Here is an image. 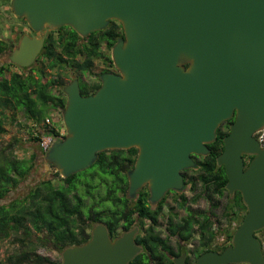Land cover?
I'll return each instance as SVG.
<instances>
[{"label": "water", "instance_id": "water-1", "mask_svg": "<svg viewBox=\"0 0 264 264\" xmlns=\"http://www.w3.org/2000/svg\"><path fill=\"white\" fill-rule=\"evenodd\" d=\"M11 7L36 32L70 27L86 37L117 21L124 33L112 50L117 73H104L95 94L83 96L78 80L65 87L66 136L44 162L69 178L100 153L137 149L127 197L147 186L157 203L185 188L182 173L198 166L195 157L208 155L234 118L217 162L247 214L231 246L195 264H264L255 235L264 230V148L255 137L264 128V0H12ZM43 44L25 36L11 62L33 65ZM137 233L111 239L100 224L85 244L62 252V264H129L144 250Z\"/></svg>", "mask_w": 264, "mask_h": 264}, {"label": "trees", "instance_id": "trees-1", "mask_svg": "<svg viewBox=\"0 0 264 264\" xmlns=\"http://www.w3.org/2000/svg\"><path fill=\"white\" fill-rule=\"evenodd\" d=\"M67 29L69 31L50 39L45 48L49 62L44 69H37L36 74L34 71L25 75L14 73L11 78H5L6 68L0 69V137L7 132L5 127L8 121L16 124L17 115L22 112L27 124L19 125L28 131L31 143L39 144L46 118L54 111L64 112L67 98L63 90L67 83L61 75L49 79L46 69L70 66L88 74L98 60L103 61L105 66L108 63L111 68L115 67L111 56H106L102 48L104 46L111 52L117 42L124 39L119 22L111 21L105 30L86 37L80 36L72 28ZM100 87V80L80 83L83 96L93 95ZM233 123L234 119L223 124L217 131L216 140L208 146L210 153L195 157L198 166L183 172L185 186L192 195L188 197L182 193L175 199L176 207L186 212L183 218L176 212L174 216H164L161 223L163 206L158 210L149 207V193L146 190L139 194L134 205L125 196L127 173L135 165L137 149L103 152L88 170L69 178H62L56 172L59 178L57 183L42 182L33 187L26 197L0 206V242L12 239L20 246L17 253L9 256L5 262L0 261V264H62L61 260L42 256L38 249L52 250L61 255L67 247L83 245L86 236L90 237L86 232L97 221L105 223L111 235L116 236L121 225L126 223L129 229L139 219L144 232L136 242L144 251L129 264H175L174 259L184 253H188L187 264H194L205 252H223L231 246L233 236L247 214L241 193L236 192L231 196L226 190L228 178L225 167L217 162L224 150V138L230 133ZM56 128L54 126L50 132L57 138L60 135ZM45 129L46 132L49 127ZM35 131L40 132L34 135ZM20 144L22 140L15 137L6 146H0V200L18 189L36 167V153L29 159L15 156L14 149ZM252 158L249 157L250 160ZM119 188L120 196L117 193ZM87 196L92 197L89 206L85 203ZM201 199L209 203V214L189 206L190 202L198 203ZM219 210L220 216L215 213ZM234 221L238 223L232 229ZM160 225L164 227L165 237L155 230ZM260 232L263 230L255 235ZM218 236H224L225 242L214 247ZM196 238L199 247L189 250ZM172 239L177 240L176 248L171 245Z\"/></svg>", "mask_w": 264, "mask_h": 264}, {"label": "rangeland", "instance_id": "rangeland-1", "mask_svg": "<svg viewBox=\"0 0 264 264\" xmlns=\"http://www.w3.org/2000/svg\"><path fill=\"white\" fill-rule=\"evenodd\" d=\"M5 1L7 2V0L0 1V11L6 12L5 9L3 8V4L5 3ZM6 4H8V3H6ZM4 14L9 20H11V16L9 15V13H4ZM1 18H2V20H1ZM8 19L4 20L3 17H0V20H1L0 21V30L3 32H6V29L8 26ZM102 51L106 54V56L112 55V51L108 52V50L104 46L102 48ZM1 64H4V63H1ZM44 66H46V65H43L39 69H44ZM104 68H105V66L102 63V61L98 60V61L94 62L93 71L91 73H88V74L85 73L82 75L79 73H75L74 71H72L71 69H69L67 67H64L63 69L56 68L54 70L46 69L45 73L49 79L54 77L56 74L61 73L63 76V79L65 80L66 83H69L71 80H73L77 77H80L83 80H85L86 82L91 83V82L97 81L99 76L102 74L101 72L104 70ZM114 69H116V68L114 67ZM13 72H18V70L16 68L12 67L10 69V72H6L5 76L7 78H9L11 73H13ZM36 73L37 72H35V74ZM55 94H58V92L55 91ZM51 114L54 115L53 118L55 121V125L59 128L63 127V118H62L63 113L61 111H54ZM17 123L12 125L10 123V121H8V123L6 124V127H5L7 132L2 137H0V146H6L15 137L19 138L20 140H22V144L16 145V147L14 149L15 156L19 159H29L33 153H36L38 155V159L36 161V167L34 168L32 173L29 175V177L19 186L18 189L12 191L6 199L0 200V206L8 204L17 198L26 197L29 194L30 190L33 187H35L39 181H41L43 179H51L53 177H56V172H57L56 169H53L51 167L46 166L47 163L44 162L45 153L40 148V145L31 143L28 131H26L25 128L23 129L19 125V124H27L26 117L22 112H20L17 115ZM40 130H42V129H40ZM37 132H40V131L33 132L34 135ZM43 136H44V134H43ZM55 183H57V181H55ZM82 193H84V192L82 191ZM185 193H186V196L192 197V195L190 194L188 189L185 190ZM85 203L88 206L92 203L91 196L86 197ZM168 205L175 206V201L172 199L168 200ZM189 206H191V208L193 210H199L200 212H206L209 214L210 205L204 199H201L198 203H191L190 202ZM215 213L218 216H220L221 210L215 211ZM180 214H181V217L186 216V212L184 210H181ZM223 223H224V220H223ZM237 223H238L237 221H234L231 225V228L235 229L237 227ZM257 237L259 240H261V243H263L264 242V230H263V232L258 233ZM224 242H225V237L224 236H218V238L216 239L213 246L219 247L222 244H224ZM171 245L174 248H176L177 247V240L172 239ZM198 247H199V241H198V238H196V240L192 243V245H190L188 247V249L189 250H195ZM19 250H20V246L18 244H15L12 241V239H8V240H5L3 242H0V261L5 262L9 256L14 255ZM263 252H264V250H263ZM38 253L41 254L42 256L49 257L52 260H56V261L61 260L62 261V257L58 252L39 248Z\"/></svg>", "mask_w": 264, "mask_h": 264}, {"label": "flooded vegetation", "instance_id": "flooded-vegetation-1", "mask_svg": "<svg viewBox=\"0 0 264 264\" xmlns=\"http://www.w3.org/2000/svg\"><path fill=\"white\" fill-rule=\"evenodd\" d=\"M2 1V0H0ZM8 3V4H6ZM11 3H12V0H7V2L5 1V3L3 4V8L5 9L6 12H3V11H0V17H3L4 20L8 19L4 13H9V15L11 16V20L8 19V26H7V29H6V32H3L0 30V48L2 49L1 53H0V64L1 63H4V64H1L0 65V69L1 68H6L5 71H4V77L7 78L5 76L6 72H10V69L13 67V68H16L18 70V72H13L11 73L10 77L14 74V73H19V74H29L30 72L34 71V74L36 72L37 69L41 68L43 65H47L48 64V57L46 56V51H45V48L48 46V42L50 41L51 38H55V37H58L61 33H65L67 31H69L67 28H70V27H62L60 29H57V30H54V29H50V28H45L44 30L40 31V32H36V31H33L29 26H28V23L27 21L25 20V18H19L15 15V13L13 12L12 10V7H11ZM2 20V18H1ZM0 20V21H1ZM109 26V25H108ZM27 36L29 38H38V39H44V44H43V47L41 48V51L40 53L38 54V56L36 57L35 61H34V64L29 66V67H20V66H17L15 64H13L11 62V56L13 55L14 51L18 49V47L20 46L22 40L24 39V37ZM111 59H112V55H111ZM102 63L104 64V62L102 61ZM106 64V63H105ZM105 66V65H104ZM67 68L71 69L72 71H74L75 73H79V74H82L81 72H78L76 71L74 68L68 66ZM102 74L99 76V78L97 79V81L95 82H101V76L104 74V73H117V70L114 69V68H111L110 65L107 63V65L105 66L104 70L101 72ZM58 75H61V77L63 78L62 74L61 73H58L56 74L55 76H58ZM1 79V78H0ZM74 80H78L79 82V87H80V83H85L86 81L83 80L82 78L80 77H77L73 80H71L69 83L66 84V86H68L69 84H71ZM89 83V82H87ZM65 86V87H66ZM64 87V89H65ZM81 91V89H80ZM64 92V90H63ZM96 93V92H95ZM94 93V94H95ZM65 94V93H64ZM82 94V93H81ZM66 95V94H65ZM91 96V95H90ZM67 98V96H66ZM51 116L54 117L53 114H51ZM234 119V118H233ZM232 120V119H231ZM235 120V119H234ZM225 124V123H224ZM223 125V124H222ZM55 128L57 127L55 125V121L53 122L52 126L49 127L48 131L45 132L46 129H44L42 131L41 134H48L49 136H53L52 133L50 132V129L51 128ZM43 127L47 128L46 126L43 125ZM56 129H58V133L60 135V137H54V141H57L59 139H64L65 136H66V129L64 127V124H63V127H57ZM40 130V129H39ZM52 130V129H51ZM41 131V130H40ZM62 131H65L64 134H61ZM37 135V133H36ZM47 153V152H46ZM45 153V154H46ZM198 158V157H197ZM253 159V158H252ZM251 159V160H252ZM249 157H245V162L246 164L249 165L250 161ZM46 166L48 167H51L52 168V165L50 164H47ZM135 166V165H134ZM247 167V166H246ZM134 169V167H133ZM132 169V170H133ZM131 171V170H130ZM185 172V171H184ZM183 174V173H182ZM53 177V176H52ZM57 179V180H56ZM48 181H51V182H54L55 181H59V178L58 177H53L51 179H43L41 181L38 182V184L42 183V182H48ZM127 182H128V173H127ZM37 184V185H38ZM128 187H129V183L126 187V192H125V196L127 197L128 195ZM187 189V187L185 186V188L182 190V191H170L168 192L165 197L160 201V202H157V203H152L150 202V193L148 191V187L147 186H144L139 192H137L136 196L134 198H128L130 200V202L134 205L135 202L137 201V198L139 196V194L142 192V191H147L149 193V196H148V205L149 207H151L153 210H158L161 206L163 211L161 213V217H160V222L162 223V219L164 218V216H174L176 212H178V216L180 218H183L181 217V214H180V211L182 209H178V207H176V202H175V206H170L168 205V200L172 199L175 201V199L178 198V194H182V193H185V190ZM117 193L118 195L120 196L121 195V189L119 188L117 190ZM88 197V196H87ZM92 198V197H91ZM164 202V203H163ZM163 203V205H162ZM134 207V206H133ZM174 208V209H173ZM100 224H103L106 226L105 223L103 222H100V221H97L95 223L92 224V228L87 231L86 233L89 234L90 237L87 238L86 236V240H85V243L90 240L91 238V232H92V229ZM148 224V223H147ZM107 227V226H106ZM108 228V227H107ZM138 229V233L136 234V237H135V241L137 239V237L140 235V234H143V229H142V226L140 225V221L139 219L135 220L134 221V224L131 225V227L129 229L126 228V223L124 225H121L120 227V230L118 232V235L116 236H112L109 229V234H110V237L111 239H116L118 238L119 236H121L123 233L125 232H133L135 230ZM155 230L157 231H160L163 235V237H165L166 233H164V227L163 225H160L158 227L155 228ZM77 232L79 230H76ZM84 243V244H85ZM137 243V242H136ZM75 245H79V244H75ZM74 245V246H75ZM140 246V245H139ZM142 247V246H141ZM69 248V247H67ZM66 249V248H65ZM64 249V250H65ZM144 249V248H143ZM144 251V250H143ZM187 254L188 253H184ZM140 255V254H139ZM178 258V257H177ZM186 260H187V257H186ZM196 263V262H195ZM194 263V264H195Z\"/></svg>", "mask_w": 264, "mask_h": 264}, {"label": "built area", "instance_id": "built-area-1", "mask_svg": "<svg viewBox=\"0 0 264 264\" xmlns=\"http://www.w3.org/2000/svg\"><path fill=\"white\" fill-rule=\"evenodd\" d=\"M53 122H54V118H53V116H50V117L46 118L43 125L46 127H51ZM64 133H65V131L61 132V134H64ZM255 137H256L257 141L259 142V144L261 145V147L264 148V128L262 130L258 131L255 134ZM53 143H54V136H49V135L44 134V136L41 138V142L39 143V145H40V148L42 149V151L44 153H46L49 151V149ZM261 244H262V247L264 250V242Z\"/></svg>", "mask_w": 264, "mask_h": 264}]
</instances>
